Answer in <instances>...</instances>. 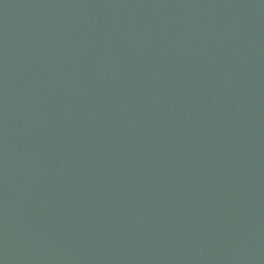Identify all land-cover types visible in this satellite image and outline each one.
<instances>
[{"label": "water", "instance_id": "obj_1", "mask_svg": "<svg viewBox=\"0 0 264 264\" xmlns=\"http://www.w3.org/2000/svg\"><path fill=\"white\" fill-rule=\"evenodd\" d=\"M0 264H264V0H0Z\"/></svg>", "mask_w": 264, "mask_h": 264}]
</instances>
